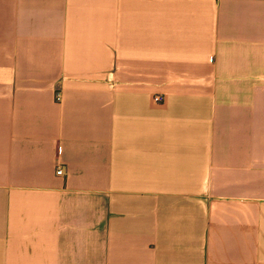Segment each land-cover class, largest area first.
I'll list each match as a JSON object with an SVG mask.
<instances>
[{
    "label": "crops",
    "instance_id": "1",
    "mask_svg": "<svg viewBox=\"0 0 264 264\" xmlns=\"http://www.w3.org/2000/svg\"><path fill=\"white\" fill-rule=\"evenodd\" d=\"M0 264H264V0H0Z\"/></svg>",
    "mask_w": 264,
    "mask_h": 264
},
{
    "label": "built area",
    "instance_id": "2",
    "mask_svg": "<svg viewBox=\"0 0 264 264\" xmlns=\"http://www.w3.org/2000/svg\"><path fill=\"white\" fill-rule=\"evenodd\" d=\"M60 97V93H57V98ZM155 101L157 102H161L163 101V96L160 95V94H157L155 97H154ZM57 173L58 174H63L64 173V170H63V167H59L58 170H57Z\"/></svg>",
    "mask_w": 264,
    "mask_h": 264
}]
</instances>
